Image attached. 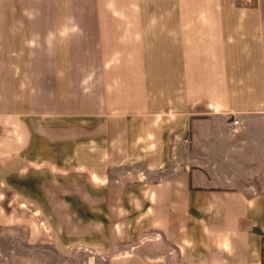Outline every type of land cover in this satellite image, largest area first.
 Returning a JSON list of instances; mask_svg holds the SVG:
<instances>
[{
    "label": "crops",
    "instance_id": "crops-1",
    "mask_svg": "<svg viewBox=\"0 0 264 264\" xmlns=\"http://www.w3.org/2000/svg\"><path fill=\"white\" fill-rule=\"evenodd\" d=\"M0 264H264V0H0Z\"/></svg>",
    "mask_w": 264,
    "mask_h": 264
},
{
    "label": "built area",
    "instance_id": "built-area-1",
    "mask_svg": "<svg viewBox=\"0 0 264 264\" xmlns=\"http://www.w3.org/2000/svg\"><path fill=\"white\" fill-rule=\"evenodd\" d=\"M239 124H240L239 119H237V118H233V119L230 121L229 128H230L231 130H236V128L238 127Z\"/></svg>",
    "mask_w": 264,
    "mask_h": 264
}]
</instances>
